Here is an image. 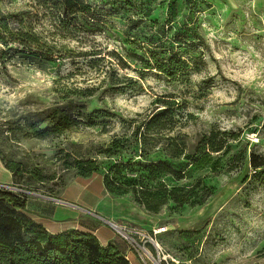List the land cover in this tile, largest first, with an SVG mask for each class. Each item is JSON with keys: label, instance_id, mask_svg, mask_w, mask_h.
<instances>
[{"label": "rangeland", "instance_id": "obj_1", "mask_svg": "<svg viewBox=\"0 0 264 264\" xmlns=\"http://www.w3.org/2000/svg\"><path fill=\"white\" fill-rule=\"evenodd\" d=\"M85 3L86 13L65 15L55 0H0L11 28L35 33L56 51L47 62L11 41L0 53V159L44 177L24 173L20 189L75 199L134 228L125 239L75 208L77 219L67 223L82 232L107 227L113 238L103 246L115 244L129 264H155L141 249L158 260L150 238L168 264H264V170L254 175L249 162L264 156V0ZM168 56L186 63L175 77L144 68ZM59 120L64 129L40 133ZM209 137L227 142L205 154ZM89 159L97 170L83 178L75 165ZM128 160L137 172L112 181L110 166L127 169ZM6 178L0 166V182ZM135 178L141 186L127 185ZM150 198L164 202L158 211L141 205Z\"/></svg>", "mask_w": 264, "mask_h": 264}, {"label": "trees", "instance_id": "obj_2", "mask_svg": "<svg viewBox=\"0 0 264 264\" xmlns=\"http://www.w3.org/2000/svg\"><path fill=\"white\" fill-rule=\"evenodd\" d=\"M65 15H74L77 13H86L88 11L85 0H55ZM4 24L0 27V53H3L9 47L8 42H15L17 46L27 47L29 51L44 61L51 62L53 60V52L51 47L41 42L39 37L33 32L24 31L22 28H11L6 21L4 13L0 12V23ZM154 56V55H152ZM155 58V57H153ZM144 68H155L167 77L173 78L178 72L185 69L186 63L180 58L174 56L164 57L154 67L144 63ZM114 80H118L116 77ZM113 90H118L113 87ZM82 95H92V90H84L80 92ZM99 110L92 111L89 116L97 118ZM164 113V109L158 110L152 114L144 123L143 131L140 137H145L159 121ZM43 123L40 121L35 125ZM62 120L57 121L51 128L42 130L40 133L48 131L58 132L65 128ZM34 126V125H32ZM158 129L162 125L157 126ZM227 139H221L217 142L213 137H209L202 147L205 154L217 153L221 151ZM112 145H109L105 151ZM109 156H112L111 154ZM2 166L11 173L13 185L22 186V175L28 173L39 182L44 181V177L37 169H27L21 163L11 159L1 157ZM250 167L255 171L254 175L259 174L257 170H264V156L252 154L250 156ZM128 167L124 169L121 163L110 166L108 174L112 181L124 182L128 175H134L137 170L131 167L136 163L128 160ZM162 165V164H158ZM78 168L79 175L83 178H89L95 174L97 165L95 161L89 159L86 161H78L75 165ZM160 167V166H158ZM102 186L105 183L102 180ZM142 183L136 178L127 182L133 188L141 186ZM106 189V188H105ZM24 192H17L10 189L0 187V264H129L128 259L119 250L115 244L103 246L100 244L95 235L89 232L79 230H68L58 234H51L45 228L33 221L25 215L26 202L30 198ZM146 211L156 212L159 207L164 204L163 201H157L154 198L140 201Z\"/></svg>", "mask_w": 264, "mask_h": 264}, {"label": "crops", "instance_id": "obj_3", "mask_svg": "<svg viewBox=\"0 0 264 264\" xmlns=\"http://www.w3.org/2000/svg\"><path fill=\"white\" fill-rule=\"evenodd\" d=\"M0 166L3 170L7 171L2 166L1 162H0ZM7 173H8V178L4 179L3 180L4 182H0V185H5V186L13 185V179L11 173L9 171H7ZM33 196L41 197L37 195H33ZM30 198L32 199V202ZM30 198L26 202V209L24 213L27 217L37 222L38 224L42 225L47 232L51 234H58L68 230H78L77 226L67 224L69 219H73V220L77 219V215L75 214H78V212L74 210L75 207H72L70 205H66L69 206L68 208L59 205L54 206L53 203L46 204L44 201H41L38 198H34V197H30ZM56 199L79 206L78 203H76L75 199H71L67 197H62V198L56 197ZM30 203H32L31 208L29 206ZM106 228L107 227L92 228L88 230V232L95 235L101 245H106L113 238L111 236V233H109V231ZM120 251L128 259L126 252H123V250Z\"/></svg>", "mask_w": 264, "mask_h": 264}, {"label": "built area", "instance_id": "obj_4", "mask_svg": "<svg viewBox=\"0 0 264 264\" xmlns=\"http://www.w3.org/2000/svg\"><path fill=\"white\" fill-rule=\"evenodd\" d=\"M4 188L10 189V190H13V191H17V192H24V193H26L22 189H20L18 187H14L12 185L11 186H8V187H4ZM111 224L113 225L111 227L113 229H115L118 233H120L122 236H124L125 239L132 240L131 237H130V235L132 233H136L137 232L134 228H131V227L127 226V225L117 226L116 224H113V223H111ZM160 231L161 230L155 231L154 234H157ZM150 243L153 245V248H154V251L156 253V257H157L158 260L157 261L154 260V258L152 257V254L150 253V251H148L144 247H141L144 257L147 260L152 259L155 264H160L162 261H164L166 264H168L167 255H165V253L163 252L162 248L152 238H150Z\"/></svg>", "mask_w": 264, "mask_h": 264}, {"label": "water", "instance_id": "obj_5", "mask_svg": "<svg viewBox=\"0 0 264 264\" xmlns=\"http://www.w3.org/2000/svg\"><path fill=\"white\" fill-rule=\"evenodd\" d=\"M0 187H3V188H4V187H8V186L0 185ZM26 194L41 196V195H39V194H35V193H31V192H26ZM41 197H45V196H41ZM45 198H47V199H49V200H52V201H55V202H57V203H61V204H64V205H70V206H72V207H75V208H77V209H79V210H82V211H84V212H86V213H88V214H90V215H92V216H94V217L100 219L101 221L106 222L109 226H113V225L110 223V221H108V220H106V219H104V218L98 216L97 214H95V213H93V212H91V211L85 210V209H83V208H81V207H79V206H76V205H73V204H70V203L64 202V201H62V200L56 199V198H52V197H45Z\"/></svg>", "mask_w": 264, "mask_h": 264}, {"label": "bare ground", "instance_id": "obj_6", "mask_svg": "<svg viewBox=\"0 0 264 264\" xmlns=\"http://www.w3.org/2000/svg\"><path fill=\"white\" fill-rule=\"evenodd\" d=\"M217 205V204H216ZM189 219V218H188ZM192 222V221H191ZM185 224V223H184ZM189 225V224H188Z\"/></svg>", "mask_w": 264, "mask_h": 264}]
</instances>
